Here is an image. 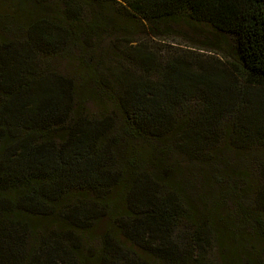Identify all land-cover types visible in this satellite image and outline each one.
Segmentation results:
<instances>
[{"label":"trees","instance_id":"obj_1","mask_svg":"<svg viewBox=\"0 0 264 264\" xmlns=\"http://www.w3.org/2000/svg\"><path fill=\"white\" fill-rule=\"evenodd\" d=\"M0 27V264H264V0H0Z\"/></svg>","mask_w":264,"mask_h":264},{"label":"rangeland","instance_id":"obj_2","mask_svg":"<svg viewBox=\"0 0 264 264\" xmlns=\"http://www.w3.org/2000/svg\"><path fill=\"white\" fill-rule=\"evenodd\" d=\"M54 6L56 8L59 7L58 1L54 2ZM9 32H11L10 29H7L5 27L4 30H1L0 27V37H4V36H9ZM195 31H181L180 34L178 36H168V37H150L149 41L150 43L155 44L157 47L159 48L160 51V57H164L166 54L170 53L172 50H177V51H183V50H194V52H197L199 54H204V55H208L205 52L202 51H198V49H200V46L202 45V41L203 39L206 37V35H209L210 33L208 32L207 29H204L200 32H196ZM110 41L109 39H107L104 43L103 46L104 48L109 47ZM102 47V46H101ZM193 48V49H192ZM72 48H69L68 53L70 52L71 54L69 55V57H71V55H75L72 51ZM75 52V51H74ZM55 66L58 67L59 71H65V72H70L71 71V66H69L68 64L66 65L64 63L63 57H60L59 59L54 61ZM88 109L90 110L91 107L89 106ZM179 160V162L181 163L180 166H185L188 169V175L193 178L194 176V171L192 167H190V165H188L187 162H185V160H183L182 158H179L178 156H176ZM193 164H191L192 166ZM196 172V171H195ZM196 183V182H195ZM194 183V184H195ZM198 185V184H197ZM197 185H195V188H197ZM214 254V253H213ZM216 258V255L213 256V260Z\"/></svg>","mask_w":264,"mask_h":264}]
</instances>
